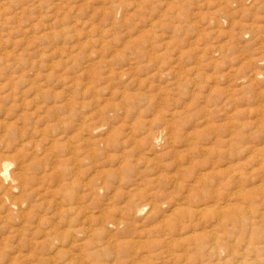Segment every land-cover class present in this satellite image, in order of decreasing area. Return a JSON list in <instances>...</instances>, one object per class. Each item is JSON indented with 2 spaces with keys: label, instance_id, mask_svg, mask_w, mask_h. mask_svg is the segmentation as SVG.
I'll return each mask as SVG.
<instances>
[{
  "label": "rangeland",
  "instance_id": "374dc122",
  "mask_svg": "<svg viewBox=\"0 0 264 264\" xmlns=\"http://www.w3.org/2000/svg\"><path fill=\"white\" fill-rule=\"evenodd\" d=\"M1 168L0 255L264 264V0H0Z\"/></svg>",
  "mask_w": 264,
  "mask_h": 264
},
{
  "label": "bare ground",
  "instance_id": "6f19581e",
  "mask_svg": "<svg viewBox=\"0 0 264 264\" xmlns=\"http://www.w3.org/2000/svg\"><path fill=\"white\" fill-rule=\"evenodd\" d=\"M5 176H6V170L4 168L3 169L1 168L0 169V178H3ZM14 181H15L14 179L11 180L12 183ZM61 232H62V230H61ZM84 252H87V251H84ZM96 254L94 252H89L87 254H85V253L83 254V253H80V251H79V253L73 252L71 254H69V253L67 254L64 252L63 253H60V252H46L45 253L44 252V253H40V254H36L34 252H29L26 254H21L19 252L17 254H12V255H4V254L2 255L1 254L0 255V264H90L88 261H90V260L92 261V259L95 258ZM228 259H230V258H228ZM96 260L97 259L95 258V261ZM226 262H228V261L226 260ZM94 264H96V263H94ZM241 264H244V263H241ZM252 264H254V263H252Z\"/></svg>",
  "mask_w": 264,
  "mask_h": 264
}]
</instances>
